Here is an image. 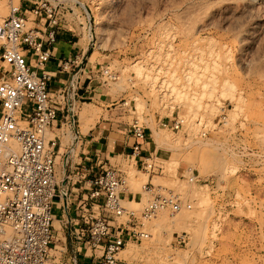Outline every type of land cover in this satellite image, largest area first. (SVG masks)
Returning a JSON list of instances; mask_svg holds the SVG:
<instances>
[{
  "label": "rangeland",
  "instance_id": "rangeland-1",
  "mask_svg": "<svg viewBox=\"0 0 264 264\" xmlns=\"http://www.w3.org/2000/svg\"><path fill=\"white\" fill-rule=\"evenodd\" d=\"M77 1L95 32L92 60L99 57L116 72L109 84L122 94L120 106L130 120L151 129L159 172L148 174L134 159H118L126 187L143 193L141 201L124 205L141 207L168 190L182 200L179 212L165 210L151 219L153 237L128 243L120 262L264 264V0ZM8 4L0 0V18ZM72 7L84 22L83 9ZM198 51L214 57L200 60ZM160 81L177 85L181 97ZM176 117L182 128L160 124ZM191 174L196 180L188 179ZM147 183L151 192L142 188ZM179 234L185 245L173 244Z\"/></svg>",
  "mask_w": 264,
  "mask_h": 264
},
{
  "label": "built area",
  "instance_id": "built-area-1",
  "mask_svg": "<svg viewBox=\"0 0 264 264\" xmlns=\"http://www.w3.org/2000/svg\"><path fill=\"white\" fill-rule=\"evenodd\" d=\"M8 1V13L0 18V264H52V205L56 194L66 200L70 188L67 183L58 188L56 185L54 155L58 139L51 129L58 109L63 108L59 128L66 129L70 138L66 159L77 141L79 84L88 51L94 47L95 32L86 9L77 0H24L28 6L24 8ZM72 4L83 9L84 22L78 20ZM62 10L75 17L86 32L87 45L58 60L59 68L69 75L57 89L55 103L49 93L51 73L46 65ZM29 22L32 25L28 26ZM92 78L109 84L118 75L108 64L99 63ZM121 105L128 103L123 100ZM160 124L179 129L183 119H160ZM146 129L147 124L138 118L130 120L127 132L134 143L125 158L134 159L144 172L156 174L159 171L152 153L141 155ZM100 167L87 180V201L80 203L77 222L69 229L72 264H77L74 253L81 247L97 264H117L118 254L128 243L142 244L153 237L148 224L151 219L162 211L174 215L181 209L182 200L172 190L153 194L141 207H126L122 197L127 188L125 173L117 165L102 163ZM188 179L194 181L196 176L191 174ZM142 188L151 192L153 184ZM172 242L185 245V235H177Z\"/></svg>",
  "mask_w": 264,
  "mask_h": 264
},
{
  "label": "crops",
  "instance_id": "crops-1",
  "mask_svg": "<svg viewBox=\"0 0 264 264\" xmlns=\"http://www.w3.org/2000/svg\"><path fill=\"white\" fill-rule=\"evenodd\" d=\"M19 4L24 8L27 3ZM59 28L55 43L51 46V58L46 69L51 73L49 80L50 97L56 103L57 89L67 80L69 73L59 68L57 62L86 48L80 25L70 13L62 10L59 13ZM93 51H88V62L82 74L78 91V106L76 111L77 141L73 152L66 159L65 151L70 138L67 130L59 128L64 119V110L59 108L56 122L51 132L57 137L55 149V180L57 188L67 183L70 194L66 198L56 194L52 205V264H72V243L69 239V229L78 219V207L87 201L89 187L87 180L100 170L102 163L117 165L118 159H124L131 152L134 138L127 132L130 122L129 112L120 106L123 98L119 92H113L110 84H102L99 78H92L97 64L104 62L95 57ZM0 75L2 71L0 68ZM2 76H0L1 78ZM64 131V132H63ZM147 140L142 145L141 155L151 153V129H146ZM150 179V178H149ZM122 197L125 201H141L143 193L126 188ZM77 264H97V260L84 252L81 247L75 251ZM122 262V263H121ZM117 264H127L123 261Z\"/></svg>",
  "mask_w": 264,
  "mask_h": 264
},
{
  "label": "bare ground",
  "instance_id": "bare-ground-1",
  "mask_svg": "<svg viewBox=\"0 0 264 264\" xmlns=\"http://www.w3.org/2000/svg\"><path fill=\"white\" fill-rule=\"evenodd\" d=\"M212 1H213V0H212ZM212 1H210V2H212ZM253 1H254V0H248V1H247L248 3H246V4H251V5H252V2H253ZM262 1H263V0H262ZM263 3H264V1H263ZM201 4H205V3H201ZM239 5H240V4H239ZM260 5H261V4H260ZM200 6H201V5H200ZM204 6H206V4H205ZM212 6H213V5H212ZM254 6H255V5H254ZM202 7H203V6H202ZM260 7H261V6H260ZM223 8H224V7H223ZM227 8H229V7H227ZM261 8H262V7H261ZM197 11H198V10H197ZM201 11H202V10H201ZM245 11H246V10H245ZM199 13H200V12H199ZM219 13H220V12H219ZM234 13H235V12H234ZM235 15H236V14H235ZM238 15H239V14H238ZM240 16H241V15H240ZM208 18H209V17H208ZM240 18H241V17H240ZM246 18H247V17H246ZM200 19H201V18H200ZM208 20H209V19H208ZM241 20H242V19H241ZM206 21H207V20H206ZM248 24H249V23H248ZM235 26H236V25H235ZM251 31H254V30H251ZM259 31H261V30H259ZM236 37H237V36H236ZM197 39H198V38H197ZM199 40H200V38H199ZM240 40H241V39H240ZM242 40H243V39H242ZM211 41H213V40H211ZM209 45H210V44H209ZM169 46H170V45H169ZM169 46H168V47H169ZM201 46H202V45H201ZM201 46H200V47H201ZM215 46H216V45H215ZM200 47H199V48H200ZM210 47H211V46H210ZM220 47H221V45H220ZM217 48H218V47H217ZM202 49H203V48H202ZM202 49L200 48V51H203ZM204 49H205V48H204ZM210 49H212V48H210ZM197 50H198V48H197ZM216 50H217V49H216ZM200 51H198V52H200ZM212 51H213V50H212ZM226 51H227V50H226ZM205 52H207V51L205 50ZM227 52H228V51H227ZM213 53H214V51H213ZM223 53H224V55H226V56L228 55V53L225 54V50L223 51ZM223 53H222L221 55H223ZM197 54H198V53H197ZM200 54H201V52L199 53V55H200ZM204 54H209V52L204 53ZM211 54H212V53H211ZM211 54H210V55H211ZM214 54H216V53H214ZM219 54H220V53H219ZM210 55H208V58H209ZM201 56H202V54L199 56L200 60H201V58H202ZM206 56H207V55H206ZM211 56L214 57L213 55H211ZM205 58H207V57L204 56V58H202V60L205 59ZM208 58H207V59H208ZM212 59H213V58H212ZM215 59H216V58H215ZM218 59H219V58H218ZM221 59H222V58H221ZM219 60H220V59H219ZM223 60H224V59H223ZM203 61H205V60H203ZM208 61L211 62V58H209ZM215 61H216V60H215ZM220 61H221V60H220ZM225 61H226V58H225ZM206 62H207V61H206ZM206 62H205V65H206ZM212 63H213V62H212ZM214 63H215V62H214ZM242 64H243V63H242ZM198 65H199V64H198ZM208 65H209V64H208ZM204 67H205V66H204ZM205 68H207V66H206ZM191 69H192V70H191ZM191 69H190L189 71H193V68H191ZM187 70H188V69H187ZM189 71L184 72V74L186 73L185 76H186V75L189 76V77L192 76V75H189ZM191 74H192V73H191ZM189 77H187V78H189ZM215 79H216V78H213V79H212L213 82L216 81ZM154 81H155V80H154ZM224 81H225V79H224ZM160 82H161L162 85H163V82H164V81H163V82L160 81ZM161 83L158 84V85H159L158 87H160V86L162 87ZM169 83H170V82H169ZM173 83H174V82H173ZM164 84H165L164 86L168 87V88L171 90V93H172L173 90H174V94H175V95H177V94L179 95V94H180L179 90H178V91L175 90V87H176L177 85H176L175 87H173V86L170 87V86L172 85V83H170L171 85L168 86L169 84H168V82H166V81L164 82ZM214 84H215V82L213 83V86H214ZM152 85H153V84H152ZM156 86H157V85H156ZM222 87H223V86H222ZM225 88H226V87L223 88V89H224V92H223V93L226 94V92H228V91L225 92V90H227V89H225ZM163 89H165V87H163ZM157 90H158V89H157ZM160 90H161V89H160ZM162 91H163V90H162ZM180 91H181V90H180ZM221 91H222V89H221ZM164 92H166V91H164ZM168 92H170V91L168 90ZM221 93H222V92H221ZM181 94H182V93H181ZM183 95H184V94H183ZM179 96L181 97V95H179ZM225 96H226V95H225Z\"/></svg>",
  "mask_w": 264,
  "mask_h": 264
}]
</instances>
